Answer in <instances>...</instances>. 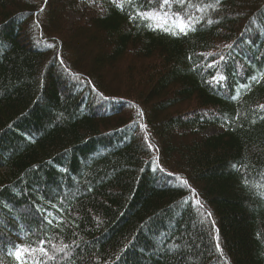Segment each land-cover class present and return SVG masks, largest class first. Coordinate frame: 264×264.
<instances>
[{
	"label": "trees",
	"instance_id": "1",
	"mask_svg": "<svg viewBox=\"0 0 264 264\" xmlns=\"http://www.w3.org/2000/svg\"><path fill=\"white\" fill-rule=\"evenodd\" d=\"M206 4L0 0V264H264V0Z\"/></svg>",
	"mask_w": 264,
	"mask_h": 264
},
{
	"label": "snow or ice",
	"instance_id": "2",
	"mask_svg": "<svg viewBox=\"0 0 264 264\" xmlns=\"http://www.w3.org/2000/svg\"><path fill=\"white\" fill-rule=\"evenodd\" d=\"M155 2L157 3L158 6L154 10L137 11L136 17H139L141 20H145V21H153L159 19H163L167 21L169 16L171 15L172 20L175 22L172 24L171 31H169L167 23L163 25L157 24L155 27H153L151 24L146 25L148 27H151L153 31L159 28L162 31H168L170 35H177L178 33L186 35L188 32L195 30L193 24L191 23L193 17L186 11L183 13L177 11L171 14L166 11L167 6L173 2L180 5H185V4H191V0H155ZM147 3L152 4L154 3V0H147ZM214 4L215 6H213V4H206L204 7L212 8L213 11H216L221 4V0H214ZM117 6H121V5L117 3ZM42 10L43 9H41V11ZM196 10L199 12V11H203L204 8L197 6ZM129 18L135 20V17L130 16ZM211 22L212 21H209V23ZM196 23H199V21L197 20ZM49 47H52V45H49ZM226 47H231V45H226ZM220 60L221 61L224 60V57L221 56ZM214 66L215 65H208V67H214ZM225 79L226 77L223 75H219L218 78L213 77V80L217 84H221ZM253 79L255 80V77H253ZM259 82H260L259 80H256V83ZM260 107L264 109V105H261ZM262 119H264V117H262ZM145 139H147V136L145 137ZM149 147H152V145L149 144ZM182 184L184 186H187V181H182ZM196 203L202 207V204H200L198 200ZM48 223L51 224L52 221L49 220ZM47 243H50V241L45 239H40L38 240L36 246H30L24 243L14 244L12 245L11 249H4L3 251L7 253L6 258H10L12 264H48V261L55 259V255L50 254L48 248L45 247ZM67 247L68 245H63L61 247L53 246L55 252H64ZM219 247L220 246L217 243V250H219ZM65 255H67V253ZM3 258L4 257H0V260H2Z\"/></svg>",
	"mask_w": 264,
	"mask_h": 264
},
{
	"label": "rangeland",
	"instance_id": "3",
	"mask_svg": "<svg viewBox=\"0 0 264 264\" xmlns=\"http://www.w3.org/2000/svg\"><path fill=\"white\" fill-rule=\"evenodd\" d=\"M165 23H167V26H168V29H169V31H171L172 30V24L174 23V22H166L165 20H163V19H159V20H153V26H156L157 24H159V25H163V24H165ZM218 127H210L208 130H207V132H209V133H211V132H215V131H218Z\"/></svg>",
	"mask_w": 264,
	"mask_h": 264
}]
</instances>
